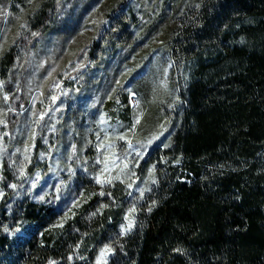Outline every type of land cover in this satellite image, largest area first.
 Returning a JSON list of instances; mask_svg holds the SVG:
<instances>
[{"label": "rangeland", "instance_id": "1", "mask_svg": "<svg viewBox=\"0 0 264 264\" xmlns=\"http://www.w3.org/2000/svg\"><path fill=\"white\" fill-rule=\"evenodd\" d=\"M203 3L0 0V213L13 242L71 230L67 253L46 264H109L110 241L128 219L135 224L153 193L160 157L176 166L183 157L233 166L240 138L264 140V133L188 135L180 127L178 92L193 63H178L170 44ZM32 203L41 222L15 216L14 205ZM246 217L250 229L264 230V211ZM223 264H244L235 244Z\"/></svg>", "mask_w": 264, "mask_h": 264}, {"label": "trees", "instance_id": "2", "mask_svg": "<svg viewBox=\"0 0 264 264\" xmlns=\"http://www.w3.org/2000/svg\"><path fill=\"white\" fill-rule=\"evenodd\" d=\"M184 23L170 44L178 63H193L178 92L181 129L188 135L264 133V0H204ZM236 145L233 166L186 157L176 166L160 157L153 193L132 231L110 241L109 264H223L233 244L240 262L264 264V230L250 229L246 217L249 209L264 211V140L242 137ZM18 207L15 216L42 221L36 204ZM5 222L0 213V264L60 260L74 237L69 230L57 239L45 232L38 241L13 242Z\"/></svg>", "mask_w": 264, "mask_h": 264}, {"label": "snow or ice", "instance_id": "3", "mask_svg": "<svg viewBox=\"0 0 264 264\" xmlns=\"http://www.w3.org/2000/svg\"><path fill=\"white\" fill-rule=\"evenodd\" d=\"M5 15H7V13H4ZM0 83H2V82H0ZM140 121H139V119L137 118L136 120H135V124H138ZM0 123H3L2 121H0ZM129 131H131V132H133L134 133V131H135V127H134V125L129 129ZM118 139L119 140H126V136L125 135H121V136H119L118 137ZM148 143H151V141H148ZM109 146H111V145H109ZM169 145H164V147H168ZM128 147L129 148H133V145L131 144V142L129 141L128 142ZM134 150V149H133ZM19 151V150H18ZM137 155L138 156H142V154L141 153H137ZM26 159H27V156L25 157ZM178 162V161H177ZM125 167H127V164H125ZM155 168V166H153V169ZM21 175H23V169H21ZM98 183L100 182L99 180L97 181ZM106 183H111V180H108V181H105ZM11 187H13V188H15L16 187V185H14V184H12V185H10ZM128 187L129 188H131L132 187V185L131 184H129L128 185ZM100 195H104V192H101V193H99ZM109 195H110V193H109ZM141 195H143V190H141ZM40 199L41 200H43L44 199V197L43 196H41L40 197ZM153 206H155V202L153 203ZM152 210V208H149L148 209V211H151ZM131 212L132 213H134L135 212V209L133 208L132 210H131ZM93 215H95V213H93ZM126 219H128L127 217H126ZM134 226V221L133 220H131V219H128V223L126 224V226H122V233H127L128 231H130L131 229H132V227ZM105 251H109V249H105ZM177 251H179V249L177 250ZM103 254V253H102ZM52 264H55V262H52Z\"/></svg>", "mask_w": 264, "mask_h": 264}]
</instances>
